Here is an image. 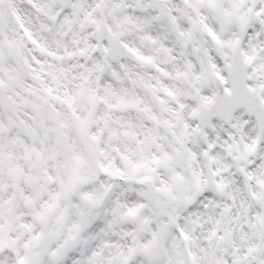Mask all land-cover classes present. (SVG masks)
Here are the masks:
<instances>
[{"label": "snow or ice", "instance_id": "1", "mask_svg": "<svg viewBox=\"0 0 264 264\" xmlns=\"http://www.w3.org/2000/svg\"><path fill=\"white\" fill-rule=\"evenodd\" d=\"M0 264H264V0H0Z\"/></svg>", "mask_w": 264, "mask_h": 264}]
</instances>
